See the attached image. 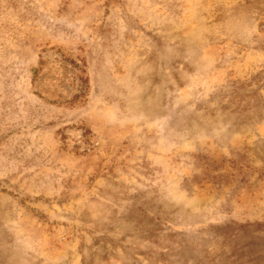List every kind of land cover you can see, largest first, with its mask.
I'll list each match as a JSON object with an SVG mask.
<instances>
[{
    "label": "rangeland",
    "instance_id": "obj_1",
    "mask_svg": "<svg viewBox=\"0 0 264 264\" xmlns=\"http://www.w3.org/2000/svg\"><path fill=\"white\" fill-rule=\"evenodd\" d=\"M244 224L264 264V0H0V264H231Z\"/></svg>",
    "mask_w": 264,
    "mask_h": 264
},
{
    "label": "trees",
    "instance_id": "obj_2",
    "mask_svg": "<svg viewBox=\"0 0 264 264\" xmlns=\"http://www.w3.org/2000/svg\"><path fill=\"white\" fill-rule=\"evenodd\" d=\"M258 224L259 223L255 225ZM251 226L252 224H244L231 229L229 232H226L225 230L220 231L222 232L220 236L223 235L221 236L222 239L234 237L238 233L240 239L243 240V242H241L240 244H234L232 246L231 253L229 254V256L234 258L235 261L237 260V262H232L231 264H243L244 262L248 264H263V262H258V260L260 259L259 255L261 254V252H256V248H253L252 246V241H244V236L242 235L248 232V228ZM241 260H243L244 262H241Z\"/></svg>",
    "mask_w": 264,
    "mask_h": 264
}]
</instances>
